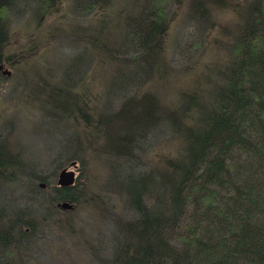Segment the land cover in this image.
Instances as JSON below:
<instances>
[{"label":"trees","instance_id":"1","mask_svg":"<svg viewBox=\"0 0 264 264\" xmlns=\"http://www.w3.org/2000/svg\"><path fill=\"white\" fill-rule=\"evenodd\" d=\"M64 1L0 0V86L6 62L22 74L0 104L37 108L63 136L35 161L0 128V264L23 262L45 225L74 228L62 200L105 216L110 231L84 242L96 264H264V0H68L69 33L54 20ZM107 11L113 33L93 31ZM26 12L38 39L15 50ZM68 37L81 47L64 63H29ZM106 61L101 88L91 72Z\"/></svg>","mask_w":264,"mask_h":264},{"label":"rangeland","instance_id":"2","mask_svg":"<svg viewBox=\"0 0 264 264\" xmlns=\"http://www.w3.org/2000/svg\"><path fill=\"white\" fill-rule=\"evenodd\" d=\"M184 10L185 9L182 8L179 13L183 12ZM105 13L107 15L104 16L103 20L102 17L100 19V15L97 14L87 19V23L89 26H91V28L95 27L93 31H96L97 29L98 32L101 29L98 22L101 20L100 24H103V31L108 29L107 33L112 34L113 28H111V26L113 25V21L111 15H113V13L110 11ZM71 15L72 10L70 3L68 0H66L60 6L59 12L55 14V22L63 23L58 28L59 31L61 29L63 31L64 29L68 31V33L70 32V29L75 22ZM179 16L181 17L182 15ZM22 17L23 19L20 20L16 26L20 31L18 34L14 35V38L12 39V42L17 46L15 50L24 49L27 44H29V36L33 35V30H35V25H33V23L30 24L28 20L30 17L29 13L26 12L22 15ZM109 18L111 19L110 22L108 20ZM85 21L86 20H83L81 22L84 23ZM51 23L52 19L48 18L44 23L41 24V27L43 25V28L46 29V27ZM52 26L53 24H51L50 28H52ZM176 27L177 22H175L172 26L171 35H173ZM33 37L32 38L35 40L38 39L35 37V35H33ZM169 45H171L170 42ZM80 47V42H76L75 40H72V38H64L62 41L52 43L41 50L39 49V53L32 57L29 63H46L53 65L51 67L54 68L57 64L64 63L71 53ZM33 60L35 62H33ZM12 65V63L6 62L2 68V72L10 76L4 81V84L0 86L1 91L4 93H9L11 87L16 82H18V76L20 78L22 75L19 73L14 75ZM111 67H113V63L106 61L102 66L96 67L95 70L91 72V77L93 76L96 79V82L99 83L101 88L104 84L101 73L103 70L109 69ZM170 75L174 77L172 74ZM57 78H60V74L57 75ZM49 80L51 81L50 77ZM151 82L152 81H149L148 83L150 84ZM175 83H186L185 85L188 84V82L181 80H177ZM98 88V86L92 84L88 87V89L84 87L82 90H88V93L96 94L98 92ZM10 123L13 124L14 132L11 134V136H9V139L14 145V148H16L17 151H21L22 153L24 152L25 154L28 152L27 154L35 161H38L39 158L33 156V149L37 150L39 147H44L53 151L51 148L55 144L57 146L63 147L61 142L63 140V136L58 134V136L56 135L58 138L53 137L51 136L54 135L53 133L47 132L46 129L43 128V124L50 123L44 120V118L41 116V112L37 108L31 106L26 107L22 105L20 101L11 102L6 96L4 101L0 104L1 132L5 131V129L10 126ZM60 123L57 124V127L65 130L67 128L66 125L64 123ZM71 128L72 127L68 129ZM46 139H50L55 144L46 142ZM102 168V166H98L92 170L91 179L93 182H95V187L100 185L107 176L105 170H102ZM64 209L65 210L62 209L63 211L58 212L59 217L61 220L67 221L71 219L74 221V228H62L60 225L51 228L48 225H45L43 227V231L39 230V233L44 235L42 241L34 243L30 247V249L25 254L24 261L20 264H96L94 257L90 254V251L86 249L84 242L85 239L98 241L101 237L100 231H110L109 227L105 228V216L101 215L100 213L93 210L90 206L85 204L78 207L76 206L74 208L66 207Z\"/></svg>","mask_w":264,"mask_h":264},{"label":"water","instance_id":"3","mask_svg":"<svg viewBox=\"0 0 264 264\" xmlns=\"http://www.w3.org/2000/svg\"><path fill=\"white\" fill-rule=\"evenodd\" d=\"M70 165H74L75 166V161H72L70 163ZM75 180V171L74 169H69L68 166L63 167L57 176V183L61 184V185H69L72 184ZM42 185H44V183H41ZM58 205L62 206V207H72V204L69 203L68 201H61L58 203Z\"/></svg>","mask_w":264,"mask_h":264}]
</instances>
